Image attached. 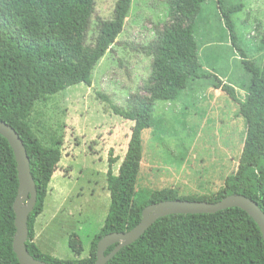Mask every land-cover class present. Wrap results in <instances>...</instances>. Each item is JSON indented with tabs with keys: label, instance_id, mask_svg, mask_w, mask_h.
<instances>
[{
	"label": "trees",
	"instance_id": "16d2710c",
	"mask_svg": "<svg viewBox=\"0 0 264 264\" xmlns=\"http://www.w3.org/2000/svg\"><path fill=\"white\" fill-rule=\"evenodd\" d=\"M202 1L163 0L176 23L156 31L154 40L133 49L150 59L148 80L153 85L148 89L149 100L131 95L120 106L109 96L97 94L113 115L133 123V127L117 176L112 171L117 159L110 155L107 159L110 205L88 256L62 261L43 254L33 242L35 221L43 212L48 186L61 160L62 141L41 145L29 117L38 102L77 84L91 86L92 71L122 32L131 0H116L111 20L97 21L89 45L86 36L95 0H0V121L18 134L29 160L36 203L28 217L25 245L35 260L47 264H93L97 243L103 236L130 231L140 222L144 208L160 202L216 203L227 196L241 195L255 202L264 214V60L259 67L236 46L231 15L239 12L242 5H228L226 0H216L217 10L230 44L249 74L243 100L231 85L214 78L213 88L238 105V115L245 124L236 171L209 196L179 197L172 189L136 190L141 134L154 127L153 104L175 101L189 82L213 78L202 72L194 37ZM17 188L15 157L0 136V264H19L12 250ZM114 247H109L105 255ZM106 264H264V242L257 224L238 208L214 214L171 215L158 219L140 239L122 248Z\"/></svg>",
	"mask_w": 264,
	"mask_h": 264
},
{
	"label": "rangeland",
	"instance_id": "374dc122",
	"mask_svg": "<svg viewBox=\"0 0 264 264\" xmlns=\"http://www.w3.org/2000/svg\"><path fill=\"white\" fill-rule=\"evenodd\" d=\"M115 2L95 0L87 45L93 41L97 21L111 20ZM226 3L242 5L231 15L236 46L261 67L264 0ZM197 14L198 59L202 72L213 78L189 82L175 101L153 104L154 127L141 134L137 191L172 189L179 197L209 196L236 171L245 124L238 105L213 88L214 78L231 85L243 100L249 74L230 44L216 0H203ZM174 23L163 0H131L122 32L92 71L91 86H71L34 106L29 122L41 145L62 141L61 160L34 226L33 242L43 254L62 261L88 256L110 205L107 159L109 155L117 159L112 167L117 176L133 127L113 115L97 94L120 106L131 95L149 100L150 59L133 49L148 44L156 31Z\"/></svg>",
	"mask_w": 264,
	"mask_h": 264
},
{
	"label": "water",
	"instance_id": "95a60500",
	"mask_svg": "<svg viewBox=\"0 0 264 264\" xmlns=\"http://www.w3.org/2000/svg\"><path fill=\"white\" fill-rule=\"evenodd\" d=\"M0 136L11 147L17 169L18 188L13 202L15 234L12 250L19 264H47L35 260L26 249L27 221L36 203V189L30 174L29 160L18 134L12 127L0 121ZM238 208L244 211L259 227L264 242V214L252 200L241 196H227L216 203L198 201H165L150 205L143 209L140 222L126 233H113L103 236L96 246V258L93 264H106L122 248L127 247L138 239L160 218L171 215L214 214L226 209ZM115 246L107 255L106 250Z\"/></svg>",
	"mask_w": 264,
	"mask_h": 264
}]
</instances>
